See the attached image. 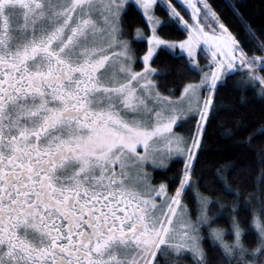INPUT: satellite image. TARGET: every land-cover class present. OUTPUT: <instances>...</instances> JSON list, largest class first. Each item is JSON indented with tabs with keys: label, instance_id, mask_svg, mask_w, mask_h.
I'll list each match as a JSON object with an SVG mask.
<instances>
[{
	"label": "snow or ice",
	"instance_id": "1",
	"mask_svg": "<svg viewBox=\"0 0 264 264\" xmlns=\"http://www.w3.org/2000/svg\"><path fill=\"white\" fill-rule=\"evenodd\" d=\"M242 27L214 0H0V264H264V114L231 134L258 164L196 177L219 92L264 102V29ZM165 49L197 73L179 94L157 82Z\"/></svg>",
	"mask_w": 264,
	"mask_h": 264
},
{
	"label": "trees",
	"instance_id": "2",
	"mask_svg": "<svg viewBox=\"0 0 264 264\" xmlns=\"http://www.w3.org/2000/svg\"><path fill=\"white\" fill-rule=\"evenodd\" d=\"M217 8L223 16L230 22L232 29L240 32L243 37L245 24H250L256 29H264V0H214ZM239 6L242 16H233L232 9ZM246 18V19H245ZM127 24L131 28V33L126 37L127 40L133 38L135 27L139 26V16L135 12H130L127 17ZM165 34L171 39H178L174 29L168 28ZM130 41V40H129ZM131 46L138 56H142L146 50L147 44L145 40L131 41ZM153 67H156L159 72L157 82L161 86V91L167 93L169 89L181 91L179 81L195 80L196 72H189L184 66V62L178 58V55H173L167 50H163L155 59ZM238 80L239 77H236ZM216 119L212 120L206 126L204 134V152L201 163L196 169V177H208L214 171V166L233 161L239 164L247 163L249 166L258 164V156H253L251 153L244 152L237 147L239 143V135L231 137V134L236 131L235 125L243 119L247 124L257 123L261 115L264 114V102H261L259 96H254L249 92L247 95L234 92L229 89H222L216 96ZM252 149L259 153L264 148V137H259L252 142ZM255 171V169H253ZM171 174L169 177H174ZM194 177V180L196 179ZM201 187H209L206 180L202 181ZM195 191V189H193ZM217 201H222L225 204H232L231 196L214 197ZM211 213L216 215V218L221 226L227 224L228 209L215 206L210 207ZM249 209H240L242 218H247ZM246 237L249 241L255 240L257 231L251 224L245 226Z\"/></svg>",
	"mask_w": 264,
	"mask_h": 264
},
{
	"label": "flooded vegetation",
	"instance_id": "3",
	"mask_svg": "<svg viewBox=\"0 0 264 264\" xmlns=\"http://www.w3.org/2000/svg\"><path fill=\"white\" fill-rule=\"evenodd\" d=\"M181 170H182V163H180L179 161L175 162L170 166V170L166 172V178L168 179L173 178V177H169V175L173 174L176 176L178 173H180ZM192 194L198 195V193H196L195 191H193Z\"/></svg>",
	"mask_w": 264,
	"mask_h": 264
},
{
	"label": "rangeland",
	"instance_id": "4",
	"mask_svg": "<svg viewBox=\"0 0 264 264\" xmlns=\"http://www.w3.org/2000/svg\"><path fill=\"white\" fill-rule=\"evenodd\" d=\"M130 41V44H131V41L133 40V41H140V40H145L146 41V39L144 38V37H138L136 34H135V32H134V35H133V38H131V39H129ZM146 44H147V41H146ZM131 48H132V51H133V53H135L136 54V52H135V50L133 49V47L131 46ZM165 50H167V49H165ZM169 53H171V54H173V52L171 51V50H167ZM173 55H176V54H173ZM141 58H142V56H140ZM198 71V70H197ZM188 127H190V125H186L184 128H179L178 129V131H180L181 133H183V132H186L187 130H188Z\"/></svg>",
	"mask_w": 264,
	"mask_h": 264
}]
</instances>
